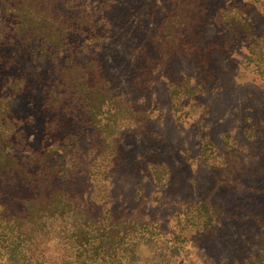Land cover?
<instances>
[{"label": "rangeland", "instance_id": "obj_1", "mask_svg": "<svg viewBox=\"0 0 264 264\" xmlns=\"http://www.w3.org/2000/svg\"><path fill=\"white\" fill-rule=\"evenodd\" d=\"M102 157L109 195L72 194L142 227L42 220L41 179ZM0 264H264V0H0Z\"/></svg>", "mask_w": 264, "mask_h": 264}, {"label": "trees", "instance_id": "obj_2", "mask_svg": "<svg viewBox=\"0 0 264 264\" xmlns=\"http://www.w3.org/2000/svg\"><path fill=\"white\" fill-rule=\"evenodd\" d=\"M211 145L213 143L209 142ZM102 155L100 154V157ZM112 156V155H111ZM110 156V157H111ZM88 166L85 170H81L80 172H75L74 169H78L77 165H73L72 169L70 168L66 169L65 176L62 177V179L65 180V183L59 188L51 183H49V180L43 181L41 179L40 183V192L38 195L37 202L33 201V205H36L35 207L42 210L41 212V219L47 220L49 218H52V215L50 216L49 213H55L60 212L61 214L65 213L69 219V216L72 213H78L82 212L83 215H87V217L90 218V220H93L92 218H95L96 225L94 232V240H107L106 238L103 240L104 235H112V228H110L108 231H105L103 228L111 223V220H115L116 223H122L130 226L134 230H138L142 227L143 222L145 221V214L142 210L141 206L136 209H130L129 211L121 212V215L115 217V212L110 209H106V214L102 216V214L97 210L95 207H85L84 203L85 200L83 198H86V192H75L72 194L71 188H74L76 185L84 184L85 186L89 187L91 185V182H97V176H100L101 170H102V178L99 179V181H103L105 184L104 191H108L106 189V182H110L113 174L115 173V170L117 169L118 161L116 159H109L108 161L102 157L100 160V163H98L96 166V160L89 159L88 160ZM95 169H99V171L94 173V176L91 175L92 171ZM81 176V179H77L78 176ZM70 176V177H69ZM72 176V177H71ZM95 179V180H94ZM93 186H96L95 184H92ZM70 186V189H66L65 187ZM139 190L143 191L141 188ZM94 196L100 195V189L98 188L97 192H92ZM139 194V193H138ZM109 194L106 192L105 196H108ZM89 199L91 198V195H89ZM38 205V206H37ZM84 210H87L84 212ZM102 210V209H101ZM181 215V219L180 216ZM84 216V217H85ZM178 218L184 222H187L189 224L194 225L197 227L198 230H201L199 233L202 232H211L213 229L216 228L217 222L221 219V212H219L218 209L214 208L211 204H208V202H202L200 207L194 206L193 208H186V212L179 213ZM86 218V217H85ZM87 220V218H86ZM116 226V225H115ZM87 239V238H85ZM81 242H83L82 239H77V244L81 246Z\"/></svg>", "mask_w": 264, "mask_h": 264}]
</instances>
